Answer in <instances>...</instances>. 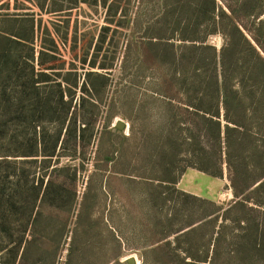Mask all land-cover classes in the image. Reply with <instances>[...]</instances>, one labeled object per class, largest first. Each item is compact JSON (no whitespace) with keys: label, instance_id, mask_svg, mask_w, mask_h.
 <instances>
[{"label":"rangeland","instance_id":"rangeland-1","mask_svg":"<svg viewBox=\"0 0 264 264\" xmlns=\"http://www.w3.org/2000/svg\"><path fill=\"white\" fill-rule=\"evenodd\" d=\"M161 1L0 0V264H264V0H217L255 48L226 83L224 36L159 40Z\"/></svg>","mask_w":264,"mask_h":264},{"label":"trees","instance_id":"trees-1","mask_svg":"<svg viewBox=\"0 0 264 264\" xmlns=\"http://www.w3.org/2000/svg\"><path fill=\"white\" fill-rule=\"evenodd\" d=\"M161 3L163 4V9H162V13L160 15V22H164L165 20H170L173 21L171 23V27H173V30L170 33L169 38H165V32H162V34L159 35V40H166L169 39L171 40L173 37L178 38V40L182 41L183 43H186L187 41H190L192 43H198V44H191V45H195V46H189L188 48L190 49H185L186 53H193V50L196 49H215L212 46H209L207 44L208 38L211 35L214 34H220L224 36V44L223 47L221 48V65H222V77H224L223 82H227V77L225 75V71L223 70V67L226 68V56L225 53L226 51L228 52L230 48L233 49V51H235L236 49H238L241 45H243L244 47H247L249 51L255 52V48L253 46V44L249 41V39L247 38V36L245 34H243L241 27L239 26V24L236 23V20L234 19L233 16V11L230 10L228 8V11L224 8L221 7L217 0H175L174 5H176L175 7H172L173 3L172 0H162ZM199 5H201V7L199 8ZM174 8H176L174 10ZM173 12H175L177 15H173ZM189 12V14L193 17L192 19L194 20V22L192 23H188L186 21V13ZM182 14H185V17H183ZM8 19L6 18H0V77L3 75L4 73V68H5V61H3V57H4V53H6V50L3 48L2 49V44L7 40V38L9 37H17L21 40H24L22 37L17 36V35H11L6 33L2 28H1V23H7L10 20H6ZM192 20V21H193ZM223 20H227L226 23L223 24ZM190 22V21H189ZM223 25L225 28H223ZM34 29V26H32ZM175 28V29H174ZM225 29V30H224ZM200 34V36H199ZM234 34H238L239 39L241 40V42H234ZM157 38V37H156ZM168 43L167 45H170V42H166ZM238 46V48H236ZM184 47H186L184 45ZM243 52V51H242ZM94 63L91 64V66H93ZM102 68H104L102 66ZM242 68L243 70L246 71V66L244 63H238L237 64V69ZM91 75V74H89ZM40 76L43 77H47L48 75L44 72H40ZM188 80V79H186ZM37 82L35 84V87L33 91L30 92V94H39V91L42 89H46L48 84V80H39V81H35ZM41 83H45L43 85H40ZM39 84V85H38ZM44 86V87H42ZM223 87V84H222ZM216 92V90H215ZM43 94H45L43 96V98H47V95L45 92H42ZM2 97H4V92L3 94H1ZM206 97V93L204 92L203 94H200L198 97V103L197 104H188L186 106L189 107H193L196 110L199 111H203V116H206L208 114H210V111L207 109V107L202 106L201 104L203 103V101L205 100ZM215 99V103L217 102V104L220 103V101H218V97L216 100V96L213 95V100ZM212 100V101H213ZM207 106V105H206ZM219 115V111L217 110L214 114H211V118H217ZM226 119V124L224 126V130L221 131V125L220 123L217 124L218 126V134H219V139H220V135L221 132H224L226 136H224V140L225 142L228 144L229 147V133L233 130H237V121L233 120V118L229 117L227 114L225 116ZM234 125V127L232 126ZM236 126V127H235ZM242 127V126H240ZM238 131V130H237ZM241 135H246L247 132L245 130L240 131ZM37 144V143H36ZM35 144V145H36ZM44 156H49L52 157L54 154L53 153H49V154H43ZM24 157H36L37 154L34 155H23ZM8 157L9 155L7 154H0V182H2V184L4 183V181L7 178V171L5 170V168H8ZM228 165L231 167V164L228 160ZM198 169L202 170V171H206L204 170V168L202 166H196ZM16 170V169H15ZM208 172V171H206ZM208 174L212 175V176H217V173H212V172H208ZM18 179L20 178V180H16V182L18 183H23L22 181V176H18ZM171 183H175L174 180L169 181ZM259 182V181H258ZM257 182V183H258ZM262 182H260L258 185H260ZM27 183L25 182V185ZM256 184V183H255ZM42 180L40 181V183H37V185L32 184L31 188H33L36 192V196L35 198L37 199L40 195H42L41 199L43 201V199L46 197V195L49 192V188H50V184H46L44 191L41 192V188H42ZM234 191V190H233ZM234 195L237 196V193L234 191ZM0 200L4 201L7 200L6 195L3 192H0ZM36 217V216H35ZM34 217V218H35ZM32 222H34V219H31ZM24 242H22V237L20 238V247L22 246ZM24 252V250H23Z\"/></svg>","mask_w":264,"mask_h":264},{"label":"water","instance_id":"water-1","mask_svg":"<svg viewBox=\"0 0 264 264\" xmlns=\"http://www.w3.org/2000/svg\"><path fill=\"white\" fill-rule=\"evenodd\" d=\"M117 127L119 128V129H122V128H124V124L123 123H121V122H118L117 123ZM133 260L132 259H129V264H133Z\"/></svg>","mask_w":264,"mask_h":264}]
</instances>
